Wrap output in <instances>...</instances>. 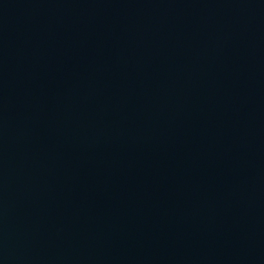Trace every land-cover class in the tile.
Returning <instances> with one entry per match:
<instances>
[{
  "label": "water",
  "instance_id": "95a60500",
  "mask_svg": "<svg viewBox=\"0 0 264 264\" xmlns=\"http://www.w3.org/2000/svg\"><path fill=\"white\" fill-rule=\"evenodd\" d=\"M0 264H264V0H0Z\"/></svg>",
  "mask_w": 264,
  "mask_h": 264
}]
</instances>
